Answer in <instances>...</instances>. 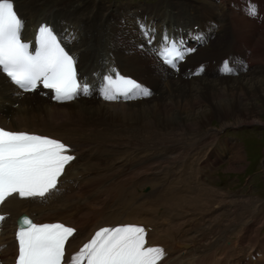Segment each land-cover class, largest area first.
I'll return each instance as SVG.
<instances>
[{
    "label": "snow or ice",
    "instance_id": "snow-or-ice-1",
    "mask_svg": "<svg viewBox=\"0 0 264 264\" xmlns=\"http://www.w3.org/2000/svg\"><path fill=\"white\" fill-rule=\"evenodd\" d=\"M245 11L249 16L256 15L251 0ZM22 30L23 21L13 0H0V71L25 92L40 86L53 90L58 101L90 94L87 81L78 79L77 58L62 46L63 37L51 26L42 25L33 53L31 45L21 39ZM141 30L146 42L153 45L155 30L143 24ZM193 38L202 39L199 35ZM153 51L175 68L194 49L185 48L183 40L165 33ZM222 71L232 74L230 61L223 63ZM195 74L199 75V71ZM101 79V94L106 100L151 95L148 88L119 73L115 78L108 74ZM70 153V146L58 139L0 127V205L14 194L20 198H44L55 190L66 166L76 158ZM4 220L0 215V222ZM20 224L16 264H159L165 256L163 248L146 246L144 227L124 225L101 228L66 261L65 245L75 233L74 228L62 223L36 224L27 217Z\"/></svg>",
    "mask_w": 264,
    "mask_h": 264
},
{
    "label": "bare ground",
    "instance_id": "bare-ground-1",
    "mask_svg": "<svg viewBox=\"0 0 264 264\" xmlns=\"http://www.w3.org/2000/svg\"><path fill=\"white\" fill-rule=\"evenodd\" d=\"M27 4L31 9L27 15L31 20L34 19V23L46 14H53L55 6L60 10L66 8L69 11H76L79 8L85 17L89 15L87 13L89 6L95 5L96 8L101 6L98 0H30ZM262 45L264 47V43ZM258 78L249 76L222 81L204 79L195 84L173 82L167 103L152 101L147 106H138L137 109L129 107L104 109L87 103L61 107L58 112L48 108L47 124L52 127L58 126L56 133H67L70 136H78L79 139L89 141L110 139L118 149L125 150L133 145L141 151L148 150L149 156L144 162L146 168L150 170L157 167L166 168V161L163 158L158 157L157 165L153 166L151 162L154 158L149 157H154L155 152L159 155L160 151L174 149L173 145H178V149L182 148L185 152L199 150L198 158L201 159L203 155L205 156L203 144L215 138L219 130L242 124H260L258 112L261 107L259 100L264 97V64L262 75ZM31 104V101L24 103L20 112H24L25 116L17 118L14 116L13 123L16 127L27 130L43 129L44 122ZM215 118L219 121V128L209 126L210 121ZM212 151L214 153L217 151L222 160L225 156H230L232 165L229 170H236L235 165L242 160L240 146L235 147L233 154L229 155L227 143L220 142L212 147ZM131 181L135 182V185H142V181L136 180L135 177L125 178V182ZM95 184L102 190L108 189L101 180H97ZM145 185H148L149 192L141 193L135 189L137 196L135 192L131 193L136 202L146 197L151 200L160 199L159 193H155L153 188V185L157 186L154 180ZM111 187L114 188L115 185ZM109 199L111 204L118 207L126 203L117 195ZM218 218L221 221L219 216ZM218 218L214 217L209 222L217 224L214 229L215 235L220 233L218 229L222 226L218 223ZM196 236L192 245H189L190 248L186 249V254L192 255L195 261L204 263L206 261L201 257L208 255L206 252L208 248L216 244L202 234Z\"/></svg>",
    "mask_w": 264,
    "mask_h": 264
},
{
    "label": "rangeland",
    "instance_id": "rangeland-1",
    "mask_svg": "<svg viewBox=\"0 0 264 264\" xmlns=\"http://www.w3.org/2000/svg\"><path fill=\"white\" fill-rule=\"evenodd\" d=\"M254 79H259V78H254ZM259 101H260V104L259 105L261 107L259 108L258 115H259V119L261 121L260 124H263V127H264V97H262ZM252 102H254V101H252ZM201 107H204V106H201ZM161 118H163V116H161ZM209 124H210L209 125L210 127L219 128V121L216 118L215 119H212ZM249 124H251V123H249ZM249 142H251L252 145ZM249 142H247V145L245 146L246 147V152H247L246 155L248 157V164H249L248 165L247 174H253L254 171H255V163H256V160L259 157V152H260V150L262 148H264V132H260L259 135H258V137L253 138L252 141L249 140ZM142 152L145 153L146 150L145 151L142 150ZM243 154H244V152H243ZM150 158H154L153 159V162H151V165L156 166L157 163H158V160H159L158 153L157 154L155 153L154 157H149V159ZM240 165L241 166L246 165V157H244V161L241 162ZM240 165H238V166H240ZM227 169L229 170V168H227ZM231 173H234V172H231ZM228 185H231V184L228 183Z\"/></svg>",
    "mask_w": 264,
    "mask_h": 264
}]
</instances>
